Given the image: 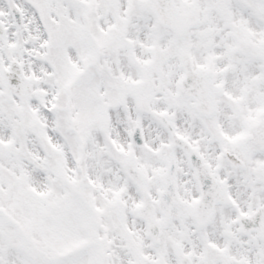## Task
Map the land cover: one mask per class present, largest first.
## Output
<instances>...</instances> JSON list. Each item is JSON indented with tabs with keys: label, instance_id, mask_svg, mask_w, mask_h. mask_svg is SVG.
<instances>
[{
	"label": "snow or ice",
	"instance_id": "1",
	"mask_svg": "<svg viewBox=\"0 0 264 264\" xmlns=\"http://www.w3.org/2000/svg\"><path fill=\"white\" fill-rule=\"evenodd\" d=\"M0 264H264V0H0Z\"/></svg>",
	"mask_w": 264,
	"mask_h": 264
}]
</instances>
